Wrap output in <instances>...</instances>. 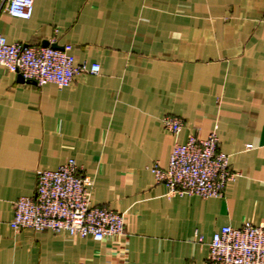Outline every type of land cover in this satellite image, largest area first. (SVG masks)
Instances as JSON below:
<instances>
[{
	"label": "crops",
	"instance_id": "obj_1",
	"mask_svg": "<svg viewBox=\"0 0 264 264\" xmlns=\"http://www.w3.org/2000/svg\"><path fill=\"white\" fill-rule=\"evenodd\" d=\"M0 34L71 45L76 64L100 68L60 89L0 66V264H206L221 227L264 225V0H34L28 20L0 7ZM212 130L236 178L220 198L167 196L150 168ZM68 159L126 236L11 229L36 172Z\"/></svg>",
	"mask_w": 264,
	"mask_h": 264
},
{
	"label": "built area",
	"instance_id": "obj_2",
	"mask_svg": "<svg viewBox=\"0 0 264 264\" xmlns=\"http://www.w3.org/2000/svg\"><path fill=\"white\" fill-rule=\"evenodd\" d=\"M33 4L34 0H0V7L9 16L21 20L31 18ZM0 66L20 75L26 83L39 87L53 84L60 89L69 87L75 77L97 75L100 69L98 64H76L71 45L52 48L8 43L1 34ZM162 123L172 135H178L184 127L183 121L174 116L164 117ZM150 171L167 196L203 199L222 197L226 185L237 176L219 150L215 130L202 140L189 136L184 143L175 144L166 168L154 163ZM92 184L73 159L56 170L37 171L33 196L21 197L13 204L11 229L66 233L96 242L126 236L121 214L92 204ZM197 241L201 243L202 238L197 237ZM208 248L206 264H264V225L223 226L213 234Z\"/></svg>",
	"mask_w": 264,
	"mask_h": 264
},
{
	"label": "water",
	"instance_id": "obj_3",
	"mask_svg": "<svg viewBox=\"0 0 264 264\" xmlns=\"http://www.w3.org/2000/svg\"><path fill=\"white\" fill-rule=\"evenodd\" d=\"M45 46H49L48 43L45 44ZM52 48H60V47H57V46H54V45H50ZM21 81H23V79L21 78V76L19 75ZM24 82V81H23Z\"/></svg>",
	"mask_w": 264,
	"mask_h": 264
}]
</instances>
